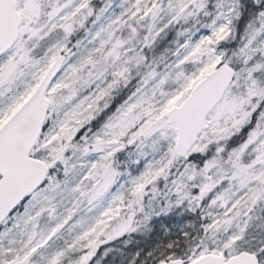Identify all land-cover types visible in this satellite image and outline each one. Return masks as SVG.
I'll return each instance as SVG.
<instances>
[{"label":"snow or ice","instance_id":"6c2138e0","mask_svg":"<svg viewBox=\"0 0 264 264\" xmlns=\"http://www.w3.org/2000/svg\"><path fill=\"white\" fill-rule=\"evenodd\" d=\"M0 264H264V0H0Z\"/></svg>","mask_w":264,"mask_h":264}]
</instances>
